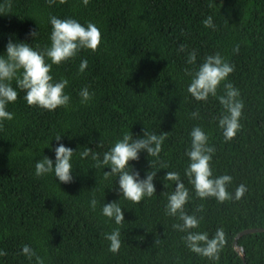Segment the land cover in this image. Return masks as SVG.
<instances>
[{"label": "trees", "instance_id": "trees-1", "mask_svg": "<svg viewBox=\"0 0 264 264\" xmlns=\"http://www.w3.org/2000/svg\"><path fill=\"white\" fill-rule=\"evenodd\" d=\"M52 16L73 18L84 26L94 23L102 39L96 52L82 49L52 66L54 82L68 80L67 108L30 107L25 93L11 82L18 98L6 110L13 119L0 121V251L7 253L0 256V264H36L35 257L29 260L22 254L25 245L44 264H243L232 245L235 235L248 227H264V0H89L87 6L82 0H56L51 6L47 0H11V9L0 13V56L9 41L28 43L34 50L50 46ZM208 16L215 30L204 27ZM34 31L35 38L30 35ZM181 44L185 51L179 50ZM237 45L238 53L233 51ZM193 50L196 63L189 65ZM216 53L234 66L217 96L224 94V83H231L244 104L242 127L230 141L218 126L225 111L219 100L209 96L196 101L187 91L192 77L185 69L198 68L205 56ZM83 60L88 66L80 73ZM85 87L94 95L82 104L79 93ZM194 111L199 118L191 117ZM196 126L215 148L213 177L231 176L227 190L233 197L245 185L241 199L219 203L214 197L196 196L184 175L190 132ZM144 129L168 135L158 157L141 150L138 160L129 161L130 171L140 179L156 171L155 194L135 204L122 196L118 176L104 177L110 167L97 168L91 155L79 154L90 148L102 160L124 134L135 140L143 138ZM59 144L75 152L68 184L54 173L35 174V164L45 156L54 166ZM168 171L179 172L188 189L186 214L203 217L192 231L212 238L217 229L224 230L219 260L191 252L183 239L186 233L173 229L182 221L165 214L176 186L164 179ZM93 196L98 201L95 211L89 206ZM111 202L122 207V225L102 215L103 204ZM201 205L203 211L197 212ZM116 228L121 248L113 254L105 234ZM238 244L245 264H264V232L242 235Z\"/></svg>", "mask_w": 264, "mask_h": 264}, {"label": "clouds", "instance_id": "clouds-1", "mask_svg": "<svg viewBox=\"0 0 264 264\" xmlns=\"http://www.w3.org/2000/svg\"><path fill=\"white\" fill-rule=\"evenodd\" d=\"M67 0H59L60 4ZM49 6L56 3V0H47ZM87 6L89 0H82ZM11 9V0H5L4 5H0V13H6ZM51 25L50 46L43 50H34L30 44L20 42L13 43L9 41L6 46V54L0 56V121L12 120L13 113L6 110L9 103H14L18 98L16 88L22 90L24 100L30 107H38L43 110L53 111L57 108H67L70 103L69 95H66L64 89L68 85V80L61 79L58 82L53 81L50 74L53 65H60L74 58L82 49H88L96 52L101 43V31L94 24L89 22L87 26L82 25L76 19H60L55 16L50 17ZM206 28L215 30L213 18L208 16L203 20ZM32 37H36L37 32H30ZM180 51L186 50V45L179 46ZM239 51V45L234 49ZM51 63H48L47 60ZM187 64L195 65L196 51H191L187 56ZM87 60L81 61L79 72L82 73L87 68ZM234 71V66L228 63L219 53L207 55L203 63L196 69H185L186 75L191 76V82L187 88L188 93L196 101H207L209 96L216 97L225 110L218 121V126L222 129L225 141L235 138L237 132L241 129L240 118L244 108L243 101L239 99L240 93L231 83H224V94L217 96V90L221 83L227 80L230 73ZM15 80L16 88L12 86ZM81 103L87 104L91 101L94 93H90L88 88H83L80 93ZM192 118H199V112L191 113ZM3 124L0 123V129ZM168 133L156 135L149 133L144 129L143 138L133 139L132 134L126 133L123 138L117 141L114 146L103 154L102 160L99 154L93 152L90 148H85L80 152V157L85 158L91 155L96 161L97 168L110 167V172H104V177L118 176L119 191L122 196L139 204L145 197H152L155 194V185L153 183L156 171H150L146 178L140 179L138 172H131L129 161L139 159L141 150L147 152L148 156L158 157L162 151V145L167 138ZM191 145L186 151L189 159L188 167L184 175L189 178L195 194L200 199L215 198L217 202L241 199L247 188L245 185H239L234 197L227 190L232 181L229 175L213 177L211 170V160L215 153V148L208 143V135L199 126L194 127L190 132ZM60 141L61 135L55 137ZM55 163L48 157H43L35 164L36 176H42L48 173H54L59 182L68 184L73 181L71 163L74 151L71 148L59 144L55 149ZM152 166V162L150 161ZM163 167H167L164 165ZM167 181L175 182V190L168 195L165 214L179 218L182 223L173 224V229L186 233L183 237L188 249L209 260H219V254L222 251L226 237L224 230L219 228L215 235L209 238L207 232L192 231L197 229L203 217L186 214L184 206L188 203L190 197L188 189L185 187L179 172L168 171L164 177ZM98 201L93 198L89 201L90 208L95 211ZM197 212L203 211V205L196 209ZM102 215L113 220L116 225L124 223V214L122 207L118 202L103 204ZM121 232L119 228L114 229L110 234L106 233L105 238L109 241L108 251L116 254L121 248ZM22 254L29 260L35 257L36 264H44L41 257L28 245L22 249ZM7 253L0 251V256H6Z\"/></svg>", "mask_w": 264, "mask_h": 264}, {"label": "water", "instance_id": "water-1", "mask_svg": "<svg viewBox=\"0 0 264 264\" xmlns=\"http://www.w3.org/2000/svg\"><path fill=\"white\" fill-rule=\"evenodd\" d=\"M255 232H264V227H248V228L242 229L235 235V237L232 241V245H233L235 251L238 253V255L242 258L243 264H245V262H244V249L241 245L238 244V239L242 235H245L248 233H255Z\"/></svg>", "mask_w": 264, "mask_h": 264}]
</instances>
